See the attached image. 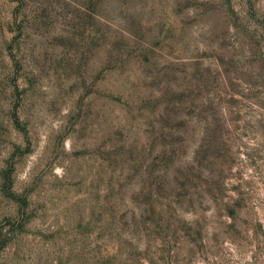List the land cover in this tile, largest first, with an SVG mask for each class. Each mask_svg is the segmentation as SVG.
Wrapping results in <instances>:
<instances>
[{"label":"rangeland","instance_id":"obj_1","mask_svg":"<svg viewBox=\"0 0 264 264\" xmlns=\"http://www.w3.org/2000/svg\"><path fill=\"white\" fill-rule=\"evenodd\" d=\"M0 264H264V0H0Z\"/></svg>","mask_w":264,"mask_h":264}]
</instances>
